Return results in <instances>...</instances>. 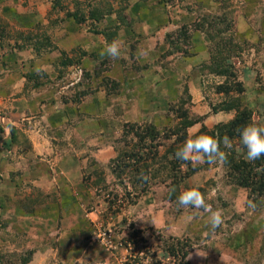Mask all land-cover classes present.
<instances>
[{
    "label": "rangeland",
    "instance_id": "1",
    "mask_svg": "<svg viewBox=\"0 0 264 264\" xmlns=\"http://www.w3.org/2000/svg\"><path fill=\"white\" fill-rule=\"evenodd\" d=\"M54 1L0 0L1 50H10L18 33H31L34 39V30L47 35L55 48L54 33L59 34L55 31L66 29L69 23L75 25L74 35L80 43L59 53L58 49L36 51L33 40L20 48L22 75L34 80L24 78L16 95L28 96L40 87L58 98L62 107L61 98L66 97L73 116L54 126L50 135L54 145L49 143L47 152L37 153L38 158L54 154V190L26 178L17 179L19 183L0 181L9 189L15 186L13 193L20 196L28 191L34 196L36 189L42 192L31 204L20 196L12 200V206L23 214H7L0 221V264H151V253L170 264L167 255H159L168 238L189 240L191 264H264V191L251 192L229 181V170L221 162L198 169L184 181L201 190L210 208L206 211L178 207L165 199L169 177L164 158L159 156L162 147L148 160L149 181L144 188L136 180L140 166L129 156L114 161L132 164L118 172L110 169L109 161L118 151L120 156L130 151L129 136L122 132L124 123L152 124L161 132L163 127H175L181 110L186 118L198 120L185 129L183 144L196 133H207L215 124L243 115L242 109L250 110L252 120L264 126L263 108L257 104L264 98L260 88L264 86V0H58L63 8L59 10L52 6ZM74 3L86 17L80 24L64 17L63 10L73 11ZM90 6L106 10L105 15L98 21L89 20ZM221 12L231 14L230 25L221 35L233 39V47L226 46L223 64H229L240 77L245 67V91H229L236 102L224 93V76L206 72L202 62L209 57L208 41L191 25L199 15ZM55 15L61 18L57 24ZM181 25L185 35L175 38ZM112 41L120 44L121 55L117 59L105 56L106 66L116 70H109L111 77L105 73L108 69L94 77L92 68L102 59L99 54ZM92 49L96 52L91 55L93 62L88 56ZM54 52L70 58L72 64L60 67L56 63L54 68ZM86 63L90 68H85ZM79 69L81 77L74 82L73 74ZM116 75L121 78L114 79ZM103 76L118 84L113 89L108 83L100 85ZM34 81L39 82L36 87ZM253 83L255 90L251 91ZM97 86L100 97H90ZM80 89L87 92L77 98L73 93ZM237 138L231 141L240 152ZM153 165L157 171L151 169ZM249 199L257 205L254 210L248 207ZM211 211L222 214L223 223L215 230L209 224Z\"/></svg>",
    "mask_w": 264,
    "mask_h": 264
},
{
    "label": "trees",
    "instance_id": "2",
    "mask_svg": "<svg viewBox=\"0 0 264 264\" xmlns=\"http://www.w3.org/2000/svg\"><path fill=\"white\" fill-rule=\"evenodd\" d=\"M168 1V0H167ZM76 8L73 11H68L67 9L63 10L64 17H71L74 19L78 24L82 23L86 17L82 14L80 11V7L77 6L76 3ZM54 6L55 10H59L62 7L59 6L58 0L54 1ZM63 9V8H62ZM106 13V10L100 11L97 7L93 8L90 6L88 16L90 19H93L94 21L100 20ZM54 18V22L57 24L61 18L57 17ZM231 18L230 12L224 13L221 12L220 15L216 16L215 14H202L199 15L198 18H196L191 25L194 26L195 28L199 29L200 32L202 33V36L207 40V45H206V56L207 53L209 57L202 62L205 65L206 72L210 74H219L223 75V85L225 86L224 93L227 95L228 94V99L230 102H236L237 98L232 97V95L229 93V91L236 92L240 94L241 92L245 91L243 81H245V67L244 69L240 71L241 78L240 76L237 75L236 72L232 71V68L229 64L224 65L223 62L226 60L225 56L227 55L226 51L228 50L226 46L232 48L233 46H230L232 43V37H227L224 38L221 35V32L227 28L230 25V22L228 20ZM39 23L36 24V26ZM186 28L181 25L178 27L175 33V38H182L185 35ZM34 39H31L32 35L31 33L28 34H22L18 33L14 38V46H9L10 50L14 48H22L26 46V43H28L30 40H33V48L36 51H39L40 48H45L43 49L46 52H50L51 50L54 49V45H52L50 38L45 35L44 33H37L36 30H34ZM172 33V32H171ZM169 33L168 35H170ZM20 40H17V39ZM217 38V40H216ZM222 38L225 39V41L222 40ZM183 41V39H182ZM231 43V44H230ZM228 44V45H226ZM32 48V49H33ZM62 52V51H61ZM61 54V53H60ZM225 55V56H224ZM245 55V54H244ZM60 67L63 66H68L72 64V61L70 58L66 57L64 54H61V59L57 62ZM109 63V60L107 57H104L103 59H100L96 64L98 66H95L92 68V75L94 77H99L101 73L107 68V64ZM54 65V63H52ZM107 65V66H106ZM106 66V67H105ZM247 71V70H246ZM62 72L57 70V76L61 75ZM85 74V73H84ZM45 75V74H42ZM26 80H31L32 78H29L26 74L22 75ZM34 80V78L32 79ZM108 88L113 89L115 86L118 84L117 81L110 79L109 77H101L100 79V85L102 84H107ZM245 83V82H244ZM39 84V82L33 83V86L36 87ZM246 84V83H245ZM254 83L250 86L251 91L255 90L253 88ZM261 89H264L263 87H260ZM248 90V89H247ZM216 91V87H215ZM86 89H80L78 91H75L73 93L74 96L78 98V95H84L86 93ZM108 89H105V93L107 94ZM70 100L73 101L72 98ZM79 100V99H77ZM76 100V101H77ZM61 101L63 103L67 102L66 97H62ZM257 104H261L264 112V98H261ZM223 106V105H222ZM226 107L230 106V103L225 105ZM215 107H212V109L215 110ZM221 108V106L219 107ZM255 108V106H252V109ZM245 111L243 115L238 116V117H232L225 123H220L217 125L216 124L212 127V131H208L207 133H202V134H207L216 138H222L224 136H228L230 139L233 137H238L239 141V148L241 151H237L235 147L236 145L232 144L231 149H222L225 152L228 153V158L226 162H222L223 166H225L229 171L227 172V175L229 177V181L235 182L236 184L248 188L249 191L251 192H258V193H263L264 191V156H262L260 159L255 160V161H247L244 159V154L246 153V148L242 145L241 140H240V131L249 124H255L257 126H260V124L256 123L252 118L249 116L250 113L245 109H242ZM185 110H181L179 112L180 119L176 123L175 127L168 128V127H163L162 131L159 132V130L154 127L152 124H145V125H140V126H145V127H140L138 125H134L132 123H124L123 124V135L124 136H129V141L130 143V151L128 153H124L123 156L119 155V151L117 153V156L115 158L109 159V161L112 163L111 170L114 172L121 171V169L125 168L126 166L132 165L131 163H127L124 161H120V163H114L115 160H121L124 159L126 156L130 157V160L134 161L136 164L140 166L139 169V174L137 176V181L138 184L144 188V185H148V181L144 180L141 177V173L144 175H148L150 171V163L148 162L149 158L152 159V156L154 154H158L159 147H162V151L160 152V157L164 158V165L169 179H167L168 183V189L165 192V199L171 202H174V204H177V197L182 193L181 188L184 187L186 188L185 190L188 189H198L200 192L201 190L198 187H188L184 181H186L187 177H190L192 174L195 173L198 169H202L203 167H206L208 163H203L199 165L193 166L191 163H187L184 161H180L174 158V153L175 151L182 147L184 144V139L186 138V128L190 126L191 124L197 122L198 120L195 118H186L185 117ZM257 121V120H256ZM199 133L194 134V137L198 136ZM201 134V135H202ZM151 146H154V149H151ZM223 147V145H222ZM128 154V155H127ZM117 158V159H116ZM110 163V164H111ZM184 165V167H182ZM153 170H156V167L153 165L152 168ZM259 170V171H255ZM184 183V184H183ZM143 184V185H142ZM160 184L163 185V180L160 181ZM31 187V185H30ZM145 190V189H143ZM24 191V190H22ZM25 192V191H24ZM35 195L32 196L31 193L25 192L24 195L20 196L22 197V200L27 203L31 204L36 201L37 197L41 194L42 192L39 189H36L34 192ZM202 193V192H201ZM155 194V192H154ZM43 198H47L43 196ZM43 200V199H42ZM207 204V203H206ZM216 203H212V208L215 209ZM180 207V206H178ZM132 236H135L134 232H131ZM186 239V238H185ZM185 239H172L168 238L166 242L162 245V253L159 255H167L171 263L170 264H191L190 260L187 258L189 249H190V242L189 240ZM135 241L134 238L132 239ZM150 256L153 257V262L151 264H163V262L160 259H155L154 254L151 253ZM162 257V256H160ZM138 260V259H137Z\"/></svg>",
    "mask_w": 264,
    "mask_h": 264
},
{
    "label": "crops",
    "instance_id": "3",
    "mask_svg": "<svg viewBox=\"0 0 264 264\" xmlns=\"http://www.w3.org/2000/svg\"><path fill=\"white\" fill-rule=\"evenodd\" d=\"M19 20L22 21V18ZM66 26V29L55 31L59 33L58 35L54 33V51L58 49V51L56 50L58 53L60 50L67 52L79 43L76 40L79 37L74 35L75 25L69 23ZM88 52V56L93 62L92 53L96 54V52L94 49ZM58 53L54 52V68L60 59ZM0 55V181H18L19 183L17 179H27V182L37 185L46 184L49 189L54 190V154L45 153L46 155L38 158L37 153L42 154L41 150L47 152L46 146H49V143L54 145L53 139H50L54 126L67 121L65 118L72 117L73 111L66 107L69 102H65L62 107L58 98L50 97L48 91H40V87L35 88L38 90L29 91L30 95L28 96H24L22 93L16 95V92H20L24 80L22 76L24 67H21L22 49L10 51L3 47L2 50L0 49ZM44 66L42 67L44 68ZM85 68H90V65L87 64ZM111 69L116 70V67L109 68L105 72L110 77ZM118 77L116 75L113 78L116 80L121 78ZM18 85H20V89L17 91ZM96 88L98 89L95 91L96 95L93 92L90 97H100V87ZM92 100L91 103H93ZM87 107L91 108L90 105ZM43 108L46 109V113L43 112ZM6 176L8 178L11 176L13 179L7 180ZM3 184H0V221L2 222L6 220L4 216L7 214L14 216L23 214L20 209L12 206V200L18 197L13 193L15 186L9 189V186Z\"/></svg>",
    "mask_w": 264,
    "mask_h": 264
},
{
    "label": "clouds",
    "instance_id": "4",
    "mask_svg": "<svg viewBox=\"0 0 264 264\" xmlns=\"http://www.w3.org/2000/svg\"><path fill=\"white\" fill-rule=\"evenodd\" d=\"M99 55L102 59L105 56L117 59L121 55V46L117 41H112L106 45L105 49ZM240 140L247 150L245 155L247 161H255L264 156V126H257L255 124L246 125L240 131ZM221 145L225 149H231L232 141L228 136L216 138L207 134L198 135L194 138H188L184 145L175 151L174 158L191 163L193 166L203 163L215 164L217 162H226L228 153L222 150ZM140 178L144 180L148 179L143 173H141ZM177 204L180 207L191 206L194 209L210 210L209 205L205 202L204 195L198 189L183 191L177 197ZM247 204L253 210L257 207L251 199L247 201ZM222 223V214L219 211H211L209 217L211 229L215 230ZM197 254L200 255L198 252Z\"/></svg>",
    "mask_w": 264,
    "mask_h": 264
},
{
    "label": "built area",
    "instance_id": "5",
    "mask_svg": "<svg viewBox=\"0 0 264 264\" xmlns=\"http://www.w3.org/2000/svg\"><path fill=\"white\" fill-rule=\"evenodd\" d=\"M75 75V77L73 78V80H74V82L77 80V79H79V77H80V75H81V69H79V70H77V71H75L74 72V74H73V76ZM74 82H72V83H74Z\"/></svg>",
    "mask_w": 264,
    "mask_h": 264
}]
</instances>
